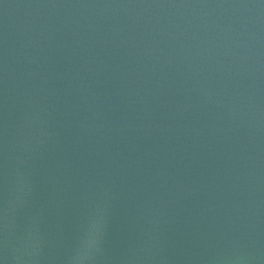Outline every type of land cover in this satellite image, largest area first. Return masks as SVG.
<instances>
[{"label": "water", "instance_id": "water-1", "mask_svg": "<svg viewBox=\"0 0 264 264\" xmlns=\"http://www.w3.org/2000/svg\"><path fill=\"white\" fill-rule=\"evenodd\" d=\"M0 264H264V0H0Z\"/></svg>", "mask_w": 264, "mask_h": 264}]
</instances>
